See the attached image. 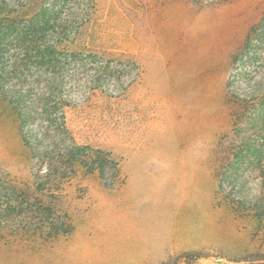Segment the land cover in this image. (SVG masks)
<instances>
[{"label":"rangeland","instance_id":"obj_1","mask_svg":"<svg viewBox=\"0 0 264 264\" xmlns=\"http://www.w3.org/2000/svg\"><path fill=\"white\" fill-rule=\"evenodd\" d=\"M93 11L82 38L104 58L33 66L18 86L30 134L43 131L37 152L0 93V264H188L187 252L252 264L264 167L229 166L251 91H264V50L243 67L249 40L262 47L264 0H96ZM61 110L104 173L63 159L69 141L49 130Z\"/></svg>","mask_w":264,"mask_h":264},{"label":"trees","instance_id":"obj_2","mask_svg":"<svg viewBox=\"0 0 264 264\" xmlns=\"http://www.w3.org/2000/svg\"><path fill=\"white\" fill-rule=\"evenodd\" d=\"M190 1L194 4L200 2L202 5H214L229 0ZM93 10H96V0H0V93L10 95L20 118L23 139L35 152L42 148L40 135L43 131L35 132V136L30 134L32 129L28 128V124L34 110L27 105V95L18 90V86H24L28 71L33 66H59L69 59L87 61L104 58L106 52L100 55L98 50L91 47L88 39L82 38V29L92 20ZM259 27L261 30L256 39L262 47L252 46V39L249 40L243 53L248 58L243 62L245 69L257 58L259 50H264V19ZM111 65L108 63L107 68L113 67ZM251 94L253 113L244 119V125L240 128L242 142L235 152L237 161L229 166L234 173L240 170L242 163L264 167V91L254 90ZM66 105L61 106L64 108ZM64 114L61 110L60 126H51L49 129L61 143L69 141L64 147L63 159L70 163L79 162L92 171L99 169L104 173L103 161L91 158L89 147L78 142ZM250 127L251 137L246 139ZM184 257L186 263L195 264L199 256L187 252ZM244 260L252 264H264V252L251 253Z\"/></svg>","mask_w":264,"mask_h":264}]
</instances>
